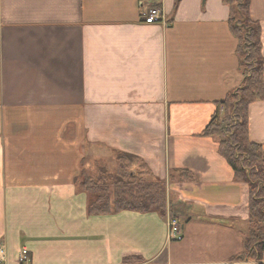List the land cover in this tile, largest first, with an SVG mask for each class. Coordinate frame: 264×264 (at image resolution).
I'll list each match as a JSON object with an SVG mask.
<instances>
[{
    "label": "crops",
    "instance_id": "0c3cea01",
    "mask_svg": "<svg viewBox=\"0 0 264 264\" xmlns=\"http://www.w3.org/2000/svg\"><path fill=\"white\" fill-rule=\"evenodd\" d=\"M251 1L264 55V0ZM150 6L166 25L145 22ZM228 17L222 0H0V264H23L24 247L27 264H229L244 252L248 185L202 135L244 76ZM248 129L264 146V99ZM88 143L166 182L182 242L166 241L159 213L88 215L76 180Z\"/></svg>",
    "mask_w": 264,
    "mask_h": 264
},
{
    "label": "trees",
    "instance_id": "16d2710c",
    "mask_svg": "<svg viewBox=\"0 0 264 264\" xmlns=\"http://www.w3.org/2000/svg\"><path fill=\"white\" fill-rule=\"evenodd\" d=\"M229 8L228 27L237 40V54L244 73L242 85L229 92L218 107L203 136L216 139L219 153L234 171V180L248 185V229L244 238V252L229 264H262L264 256V146L253 142L248 129V107L264 99V55L262 53L261 26L251 12V0H222ZM138 164L136 174L133 163ZM78 188L88 196L87 213L105 216L131 211L139 214L169 210L165 181L149 180L148 166L138 156L120 152L114 173L91 176L81 165ZM183 180H193L188 170L175 171ZM102 177H105L102 179ZM175 176L170 175V180ZM112 180V181H111ZM108 181V182H107ZM174 217V215H173ZM177 219V218H176ZM177 221V220H176ZM181 229L183 232V226ZM183 239H185V234ZM181 241L172 240L171 243ZM170 243V244H171ZM142 258L128 257L126 262H141Z\"/></svg>",
    "mask_w": 264,
    "mask_h": 264
},
{
    "label": "rangeland",
    "instance_id": "374dc122",
    "mask_svg": "<svg viewBox=\"0 0 264 264\" xmlns=\"http://www.w3.org/2000/svg\"><path fill=\"white\" fill-rule=\"evenodd\" d=\"M243 80H244V78H243ZM243 80H242V82H243ZM242 82H241L240 85H242ZM240 85L237 88L233 89L231 92H235L236 90H238V88L240 87ZM87 148H88V150H87ZM92 148L95 149V152L96 153L93 154L90 157V153H92ZM86 153H89V156H87L85 158L86 159V161H85V167H89L88 170L90 169L89 170L90 172H88V173H89L90 176L95 172L96 167L100 166L101 174L97 173L98 176L99 175H102L103 176V174L106 173V175L108 177L107 171L108 170L113 171L114 170L113 167L115 165L117 166V164L119 162L120 151H117L116 152V150H113L111 148H108V147H106L104 145H100V144H89L88 143V144H86ZM133 165L134 166L132 168H134V170L136 171V174H140L141 175V171L138 169V164L135 162V163H133ZM81 169H82V167H81ZM81 169H79V170L81 171ZM80 171L78 172V177H77L76 180H79V178L81 177V176H79ZM109 173H114V171L113 172H109ZM172 175H174V174H172ZM178 177L181 178L182 176L178 175ZM103 178H105V177H102V179ZM78 184H79V181L77 183V187H78ZM106 216H108V215H106ZM20 257H21L20 259H21V261H22L23 264L29 263L28 254H24V253L21 252L20 253Z\"/></svg>",
    "mask_w": 264,
    "mask_h": 264
},
{
    "label": "built area",
    "instance_id": "2783aa9c",
    "mask_svg": "<svg viewBox=\"0 0 264 264\" xmlns=\"http://www.w3.org/2000/svg\"><path fill=\"white\" fill-rule=\"evenodd\" d=\"M162 12L157 9V8H151L149 10V16L147 17L146 21L148 23H153V22H159L162 20ZM182 238L179 230V226L176 220H170L169 221V232H168V239L175 240L178 239L180 240ZM25 253V251H24ZM4 255V250L0 248V257Z\"/></svg>",
    "mask_w": 264,
    "mask_h": 264
}]
</instances>
